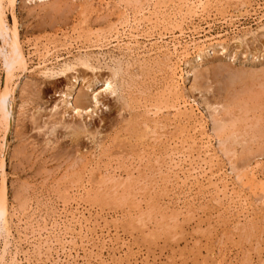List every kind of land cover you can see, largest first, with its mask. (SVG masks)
<instances>
[{
	"label": "rangeland",
	"instance_id": "1",
	"mask_svg": "<svg viewBox=\"0 0 264 264\" xmlns=\"http://www.w3.org/2000/svg\"><path fill=\"white\" fill-rule=\"evenodd\" d=\"M90 1H92V3L95 2L97 3L98 0H90ZM231 1H227L230 4H228L227 2L224 3V4H228L226 5L227 8L224 4L223 5L225 7L224 6L217 7L219 8L217 11L218 13L216 14L218 15L217 17L216 16L211 17L212 20L211 18H208L206 20V22H209L211 24L212 30L210 31V35L213 36H216L218 34L222 35L221 38L219 37L217 39L218 40L221 39L220 41L223 42L224 44L226 43L225 46L227 47V50L224 54H221L220 50L216 49V52L212 54L210 53L209 56L204 58V62L201 66L197 67V64L196 63L194 64V67L196 68V71L194 73L197 72L196 74H194V76L196 75L198 77H196L195 80L196 83L193 82L194 76L192 75L187 79V81L185 82V86L187 89V91H185V95H186V99L189 98L188 99L189 103L192 104L194 110L197 108L196 104H198L199 109L205 114V116L207 115V111L205 110V106L203 103V101L205 100L209 104H212L216 102V100L218 101L219 99H221L219 101L222 102H225V100L228 99L229 102L233 103L232 101L233 100L235 101L236 96H238L235 102L236 104L239 105L240 103L242 104V102H246L243 103V105H239V106L237 105L236 107L233 104L235 108L231 106L230 108H228L229 110L227 109L228 111L226 110L227 113L228 112L231 113L228 114L231 115L229 119L233 117L234 118V119L232 118L233 121H236L238 123L237 124L235 122L236 127L235 126L233 127L234 130H237L236 134H238L241 131V133H239L237 136H239L240 134L242 135L239 136V138L236 140L235 143L238 142L237 144H232L233 148L235 147V150L231 148L233 149V151H235L234 153H236L235 158L233 156H229V154L231 153H228L229 157L227 156V154H225L226 155L225 158L224 154L220 152L219 149L216 148L218 153H220L218 155L219 156L221 155L220 166L225 165L224 168L227 170V172H229L231 165H233L234 163L235 167L237 168L236 172L237 173L239 172L238 174L240 175L244 173V172L241 173L243 170L246 171L245 167L243 168L242 165L246 166V168L248 167L249 170L258 169L257 171L263 173L264 171V74L261 75L262 73L259 72H262L264 68V26H262V24L264 25V20L259 22L258 18L264 12V5H263L264 1L250 0L252 1L251 2V5H253L252 7L255 8L256 11H253L250 8L249 10L251 11V14L249 15V17L245 15L244 17H239L241 19L239 18L237 19L235 26L239 27L240 30L238 29L237 31L239 33L236 32V34H234L233 32L234 26H229V24L226 25L220 19V17L224 15L226 16L228 15L233 16V14L234 16L239 14L244 15L242 10L241 11L238 10L237 13V9H239V5L233 0ZM86 2L87 1L85 0H49L48 3L44 5L42 4L39 5L37 3L35 4L31 2L30 0H17L15 5L14 13L17 18V28L20 39L23 42L24 53L26 54L29 60V71L26 72L25 74L17 73L18 77L14 78L12 85L13 91L15 90L12 95L13 113L11 117L12 118L11 122H9L10 129L7 132L4 142L6 145L5 149H3V153L5 152V155L3 157L4 169L2 172L0 171V178H2L1 177L2 173L4 175L3 177L6 184L9 207L11 208V211L13 212L14 215L16 214L17 216L20 217H23L22 214L23 213L26 214V212L29 214L26 215L24 214L25 217L30 216V213H34V212L35 214L34 215L31 214V218L32 216L35 215L38 216L39 214H40L39 216H43V215L45 216L46 213H50V210L48 209L52 205L54 207L57 205L56 206L57 208H61L63 204V200L67 202L69 201V197L71 198L72 196V195L69 196V194H72L71 189L73 190L74 188L73 191H75L76 187L86 185L89 183V185L92 188L89 185L88 187L92 189L91 191L93 195L94 193L97 192V189L100 186L99 189L100 196L93 195L94 197L91 196V198L83 197L84 199L86 198L87 199L84 202H82L83 199L82 198L81 199L82 203H80V199H78V202L81 205V208L79 210L82 211V213L84 214L83 219L85 220V218L87 217L86 219L88 221H91V223L89 222L90 230L93 232L86 234H84L83 232L82 234L81 233L79 234L78 229H76L74 233L72 231L71 232L73 233L72 235L73 236L75 235L74 237H76L75 239V241L77 240L76 243L72 244L71 242L67 241L66 243L63 244L64 250L60 248L62 251L58 248V246H54V248L51 246L53 250L51 249L50 253L52 254L54 253L53 255H51L53 257L52 260L50 259L52 258L51 256H49L48 258V257H44L48 255L46 254L42 255V253H46L45 249L47 248L45 246L43 248V252L42 250L37 252V250L32 249L33 247H30L26 243L22 242L20 244V247L18 248L19 254L21 253L18 257L20 259V264H30L28 263L29 261L30 262L32 261L31 264H38V262L40 264H42V262L43 264L45 262H46L45 264H55V260L57 261V264H59L60 262L62 264L64 263L65 264H69V263L71 264H89V263L90 264H103V263L104 264H264V260H263L264 259V202H263L264 194H263V198L262 196H260L261 194L253 197V199L256 197L255 200H259V202H263V203L258 202V205H256L255 209H257V211L254 212L255 216L254 215L253 216L257 218V220L254 217H252L253 220L250 219L249 222L248 221L246 222L242 217L239 216L242 210H240V208H238L237 205H235L237 204L236 203L237 200H234L232 202L230 201V198L227 199L226 197L228 204L232 208L229 209L228 207L230 206H227L228 204L226 205L225 203H221L222 201L226 202V199L221 194L217 195L216 193H214L213 187L211 189H208V187L210 188L211 186H208L207 181H202L203 182L202 185L204 184L202 186L203 189L201 188V186L197 187L198 185L192 186L191 183L193 181H190V185H191L190 187H192L191 189L192 192H189L188 189L189 187H187L186 185H181V184L179 185L180 181H177L178 183L176 182L175 184L176 181L175 177H179L180 175V177L183 178L182 173L180 174L178 173L177 176L173 175L174 177L172 176V174L174 173H169L171 185H168L169 184L168 183L166 186L165 184V186L167 187V191H166L167 196H165V194L161 193L160 191L159 192L161 193V195L158 193L155 194V192L154 194H151L150 192H145L144 195L142 194L143 196L141 197V199L143 200L141 202L142 216L140 220L139 217L137 218V216L131 213V209L130 207L127 206V204H123V202L120 201L121 195H118L116 199L112 195H108L107 192L108 185L107 186L98 185V182H100L103 178V175H105L104 170L107 168L112 171L114 169H117L115 170L116 173L118 171L117 174L123 172L122 173L123 176L121 175L123 178H125L126 171H130L132 169L134 179L139 178L140 180H143L142 182L147 183L149 187H150L149 184H151L152 181L153 183L157 181V185H160L159 183H161L160 182L161 175L158 174L159 172L158 173L156 172L157 175L153 173L154 171H158V170H156L155 167L156 165L154 166L153 163H152L154 166L153 169L155 170H152L153 166L151 163L149 164V161L154 162L156 158L155 155L159 152L161 148L159 149L157 147H155L154 149L151 148L153 150H151L150 148L149 149L146 148L147 149L146 152L150 153L154 151V153H156L154 155L150 153L151 154L150 157L148 156V153L145 152L146 153L145 154L143 152L144 153L143 154L141 152L140 149L143 148L142 146L143 144L141 145V143L143 141L139 139V135L141 131H142L141 134L142 135L144 134V126L141 122L142 120L144 121L146 116L143 117L141 116V114L137 115V113H140V111H136V113H132L130 107L127 104H125L127 103V99H125L126 100L125 101L123 100V97L128 96L127 94L130 92L128 86L132 84L135 86L137 85L136 87L139 88L137 90V88L135 87L134 89V91H136L135 96L138 95L140 96V94L145 93V96L144 94L143 96L142 95L140 96L141 99L139 96H138L139 98L137 97L139 100L142 99L154 100V98L156 99L155 96L158 95V93L155 90L160 85V81H162L161 79L162 75L159 74L160 72H158V70L156 71L154 69L153 72L151 71L152 73H154V75L151 72H149L148 76L145 74L144 76L140 75L139 77L138 76L139 71L134 70L133 73L130 72L131 73L130 77L131 79L134 78L133 81H137L135 83L134 82L132 83V81H130L131 80L130 77H128V75L125 74L122 75V78L121 76L116 77L117 83L121 85V89L123 90L122 93L121 91L120 94L118 91L115 95H108L102 93V89H104L103 81L109 78L113 70L117 67V63H119L117 61L118 58L119 60L122 59L120 58L121 56H119V53H117V51L112 49L110 51L104 50L103 52L97 51L96 53L94 52L96 50L89 51L88 53L91 55V59H90L91 61H89L88 66L77 65L78 67L76 66V68H74L73 70L74 72L71 71L67 75V77H61L62 79L59 76L50 79L38 75L36 70L34 69L37 60L32 53L33 52L31 47L32 44L36 43L40 46L42 44H45L47 41H52L55 38H57L56 40H59L61 39V36L63 34L68 35V37L70 38L72 37V39L75 38L77 40H78L77 37L81 36L79 40L86 43L88 41V36L92 37L93 32H94L93 36H95L97 33H100V31L103 32L105 30L104 26H102L104 24L103 15H105L107 12H110L111 10L115 11V13L117 14L119 13L118 9L116 8L112 9L116 7L114 4L116 3V0L113 1L102 0L104 4L102 3L100 8L101 9L103 8L102 12L105 11V13L104 14L102 13V15H93L94 17L90 16L88 17L89 19H86L87 17L85 18V16H83L82 14L83 13L82 8L85 7L84 5L86 4ZM229 6L230 9L228 8ZM257 6H260L261 9L257 8ZM220 7L221 8L224 7L225 9L224 8H223L224 10L220 9ZM232 8L233 10H231ZM235 8L236 10H234ZM106 9L109 10L106 11ZM213 10H211V12H213ZM7 20H8V24L12 26L13 20H12L11 10L7 11ZM86 21L87 23H85ZM83 22L85 24H83ZM199 25L200 27L207 29L205 22H202ZM225 30H227L228 32L226 33ZM249 30L251 31L250 33ZM244 32H246L245 34H247L246 37ZM89 33H91V35ZM237 33L238 34L243 33V34L237 35ZM234 36L237 37V39L235 38L236 40H234ZM238 38H240L241 40ZM0 46H2L1 38H0ZM60 55H62L64 61L73 60L72 59L73 57H69L67 59V55L65 56L63 51H60ZM93 56H95V58ZM114 57L115 58L117 57V59H114ZM193 58H195L194 52L191 53L189 60L190 59L193 60ZM64 61H61L60 64H62ZM0 65H1L0 86L3 88L5 83L4 82L5 75L3 72L4 68L2 64ZM122 66L125 65L122 64ZM133 68L137 69L135 66ZM180 69L185 70V66L179 64L178 69L176 71V77L181 82V79L179 77L182 74V72ZM129 70L131 71L132 68H130ZM177 73L179 74V76ZM137 76L138 78L136 79L135 77ZM230 81H232V84L234 86H232ZM189 82L190 84L191 83L192 84L190 85ZM71 83L74 85V92H73L74 99L76 101L81 100L82 104L85 107H89V110H92V113L85 116L83 115L82 117H76L73 116L72 114H70L69 116L66 115L62 119V123L64 125L63 124L55 125L54 129L51 130L50 125H52V122L55 121V119L57 120L59 118V115H61L64 112V107L61 103V99H62L61 94L66 90L67 86H69V84ZM136 83H138L139 85ZM146 85L150 86L149 88L152 94L155 92L153 96L151 97L147 96L148 94H150V92L148 91L149 89ZM190 86L198 90L192 91ZM224 86L226 90L221 89V87L224 88ZM218 89H220V91ZM224 90L226 92H224ZM221 92H224L225 94ZM98 93L100 94V96H98V105L96 107L93 101V96ZM234 94L236 96H234ZM119 98L122 101L119 100ZM238 100L239 101L241 100L242 102L240 101L239 103ZM7 101L9 102V100ZM55 104H58V106L60 107L59 110L57 111L58 114L56 115L49 112L50 109ZM244 107H245L244 111L247 113L242 114L244 113V111L242 112L241 109H243ZM223 111L225 110H221V114L225 113V117H227L226 112L223 113ZM37 112L39 113L37 114ZM133 112H135V110ZM33 115L34 118L31 119ZM136 115L138 116V119ZM140 116L142 118H139ZM169 116L170 115H166L165 119ZM170 117L168 118V120L172 119V117L171 118ZM244 118L248 119V122L245 120L248 126H246V124H239V123H245V121H243ZM147 119L149 118H146V120ZM165 119H163V121L164 123L165 122L167 123L168 120ZM256 121L258 123V127H256L257 126ZM67 123L73 126L74 128H76V126H86L87 129L86 131H82L77 135H73L72 133L73 130H71L70 128H66L65 125ZM211 123L212 122L210 121L207 126V130L211 129ZM250 123L252 126L256 127L257 130L259 129V127H261L260 129H262V131L258 130L260 131L259 132L260 134L258 133V135H256L258 131L254 127H253L254 129L250 130L252 128V127L249 128V126H251ZM135 128L136 131L134 132L133 130ZM172 130H174V128L168 127L163 132L162 131L161 132L164 134L168 132L172 136L173 134L176 135L177 132L173 131L171 133ZM245 130L247 132H245ZM254 132L255 134H253ZM209 133L213 135L211 131H209ZM245 133H249V134H245ZM149 135L150 134H148V136ZM166 135L167 138H170L168 134ZM245 135L248 137L245 138L246 137ZM0 141H1V134H0ZM144 142L146 143V141ZM217 142H218L217 140L215 142L214 141L212 142L214 147H218ZM242 143L244 146L242 145ZM228 144L230 143L228 142ZM247 144L248 146H250L248 147L249 150L247 149ZM145 147L146 146H144V148ZM138 152L139 153L141 152L142 154H139ZM136 154H139V157L140 155L145 157V159L141 162V165L140 164L137 165L139 161V157H136L137 156ZM147 157H149L150 159ZM229 158L230 160H228ZM228 162L230 163V165L228 164ZM160 163L162 165L161 161ZM95 165L96 167L99 166L101 168L98 167L99 168L98 169L94 167ZM148 165L149 166L151 165V167H148ZM111 167L113 168L115 167V168L112 169ZM118 167L122 171L119 170ZM92 168L94 171L95 170L96 171L94 172ZM145 170L148 173L152 171L153 172L148 175V173H146ZM90 171L91 173H94L93 174L94 176L100 174L99 177L96 178L92 177L93 175L90 173ZM143 172L146 173L147 175L146 174L144 175ZM152 175L155 177H152ZM158 175L160 177H158ZM98 178L100 180H96L95 182V179ZM154 178L155 179L158 178L159 181L158 179L155 180ZM176 185L180 186L179 187L180 189L178 188V186L176 187ZM141 186L142 185L139 184V187ZM173 186L174 188L176 187L178 190L175 188L174 191V189H172ZM168 187L170 188V190L172 189L173 191L172 190H171L172 192L169 191ZM182 187L184 189H181ZM67 191L69 192V194L67 193ZM197 191H199V193H197ZM167 192L169 194H167ZM180 192L181 195H183V197L180 196ZM206 194H208L209 196L205 197ZM158 195H160V197L164 195L165 198L164 197L160 198ZM184 195L185 196L187 195L186 196L187 198H184L185 197ZM195 195L196 197L199 198L198 200L195 197ZM212 195L214 196V198L212 199L213 201L210 199L213 197ZM168 196H169L168 198L169 201L166 198ZM201 196L202 197L204 196V198H202ZM218 196L222 201L220 200L217 202V200H219L217 199ZM188 197L191 198L192 200H195L196 202L193 201L192 203V201H189L190 199ZM231 197H233V195H231ZM261 198L263 201L261 200ZM160 199L162 200V202L160 201ZM157 201L159 202L158 203L159 206L163 204V207L167 209L166 215L167 214L168 216L171 215L172 213H174V210L179 214L177 226H175V228H173L174 225L168 218L161 219L160 215H158L157 212H152L151 214V211H153L154 209L150 211L149 207H151V204L153 205L155 202L157 203ZM163 201L165 202V204ZM182 201H184V204L182 203ZM215 201L217 203L219 202L220 203L217 204ZM168 202L170 204H167ZM174 202L178 204L180 208L177 207V205L174 204ZM188 202H190L191 204H189ZM192 204L194 206L193 208L194 210H192L193 207ZM219 205H221L222 207H220ZM23 206L25 207V209H23L24 208ZM167 207L170 208L171 210L168 209ZM178 208L179 210L180 209L182 210L184 208L185 211L184 210L183 212L181 210L179 211ZM236 209L238 210L236 211ZM188 210L190 211L188 212ZM17 211L20 212L18 213ZM169 212L171 214H169ZM230 212H232V214H230ZM184 213H188L189 215ZM237 214H238V218L236 217ZM232 215L235 217H233ZM39 216L38 219L40 218ZM229 216L230 217L232 216L233 218H229ZM230 220L232 221V223H230L231 222ZM235 220L238 221L235 222ZM255 220L256 222H253ZM252 222L254 223V225L252 224ZM240 223L243 225H241ZM234 224L235 225L238 224L239 226L238 225L234 226ZM102 225L104 227H102ZM19 231L21 233L23 232L22 229H20ZM106 231L107 232L109 231L111 238L113 237L111 240H109L108 233ZM13 235L15 239L14 241H17L18 234L14 232ZM91 238L92 240L93 239L94 240L92 241ZM102 240H105L103 241L104 243L100 242ZM110 242L111 245H109ZM30 248L35 253L30 251L31 250ZM12 250L14 249L12 248ZM0 251H1V245H0ZM22 251H24L26 254H24V252ZM28 251L29 253H27ZM57 252L58 254H56ZM68 254H70L69 258L66 257ZM38 255L41 257L40 259L38 258L39 257ZM71 256L72 259H70ZM85 256L87 259L85 258ZM35 258L37 261L35 260ZM43 258L44 260L45 258H47L45 262L42 261ZM48 259H49L48 261L49 263L47 262ZM39 260L42 262H40ZM101 260L104 261L101 262Z\"/></svg>",
	"mask_w": 264,
	"mask_h": 264
},
{
	"label": "bare ground",
	"instance_id": "2",
	"mask_svg": "<svg viewBox=\"0 0 264 264\" xmlns=\"http://www.w3.org/2000/svg\"><path fill=\"white\" fill-rule=\"evenodd\" d=\"M30 1L35 3V4L37 3L39 5L40 4L44 5V4L49 2V0H30ZM85 1H87V2L84 5L85 7L82 8L83 9L82 14H83V16H85V18L87 17L86 19H89L88 17L93 16V15H102V13L103 14L105 13V11L102 12L103 8L102 9L100 8V6L103 3L102 0H98L97 3L96 2L92 3V1H90V0H85ZM227 1H231V0H116V3H114L116 7L112 8V9H115V8L118 9L119 13L117 14V13H115V11L111 10L110 12H107L105 15H103L104 16V24L102 26H104L105 30L103 32L100 31V33H97L95 36H93L94 32L92 31L93 32L92 37L88 36V41L86 43L79 40V38H81V36L77 37L78 38V40H77L75 38L72 39V37L70 38V37H68V35L63 34L61 36V39H59V40H56L57 38H55L52 41H47L45 44H42L40 46L36 43L31 45L32 50H33L32 53L36 57V60H37V63H36V66L34 69L36 70L38 75H40L44 78H50V79L53 77H57V76H59L60 78L61 77H67V75L71 71L74 72L73 70H74V68H76L77 65L88 66L89 61H91L90 60L91 55L88 53L89 51L96 50V51H94L95 53L97 51L103 52L104 50L110 51L111 49L117 51V53H119V56H121L120 58H122L123 62H125V63L122 62V59L119 60V58H118L117 61L119 63H117L115 61L117 63V67L115 66L116 68L113 70L111 76L109 78H107L105 81H103L104 89H102V93L108 94V95H115L118 91H119V94H120V91L122 93L123 90L121 89V85H119L117 83L116 77L121 76V78H122L123 74L128 75V77H130L131 73H133L134 70H138L139 71V74H138L139 77H140V75L144 76L145 74L148 76V73L151 71L153 72V70L155 69L156 71L158 70V72H160L159 73L160 75H162V77H161L162 81H160V85L158 84L159 86L157 85L158 88H156V90H155L158 93V95L155 96L156 99L154 98V100L153 99L139 100L138 98L141 95L143 96V94L145 96V93L140 94L138 92L140 94V96L139 95H138L139 97L135 96L136 91H134V89L137 85L135 86L132 84H130L128 86L129 90H130V92L128 91L129 92L127 94L128 96L126 95L127 97H125V96L123 97V100L127 99V103H125V102L124 103L130 107L132 113H136V111H140V113H137V115L141 114V116H143V117L146 116L144 121L142 120V122H141L144 126V134L142 135L141 134L142 131H141L140 135H139V139L142 140L143 142L146 141L147 144L145 142L143 143L141 141L142 142L141 145L143 144L142 145L143 148L140 149L141 152L145 153L147 150L146 148H148V149L149 148L154 149L155 147H157L158 149L161 148L157 154L154 153V151L150 152V153H152V155L156 154L155 155L156 158H155L154 162L153 161L150 162L148 160L149 164L153 163L154 166L156 165L155 166L156 170H158V171H154V172L152 171V172L155 174H156V172L157 173L159 172L158 174L161 175V177L158 175V177H160V182H161V183H159L160 185H157V181L155 183H153V181L151 180L152 183L149 184L150 185V187H149L147 183L142 182L143 180H140L139 178L134 179L132 169L131 170L129 169L130 171H126L125 178H123L122 177L123 172L122 173L119 172L120 174H117L118 171L116 173L115 170H117V169H114L115 167L114 168L111 167L112 169H114L113 171L109 170L108 168L105 169L104 170L105 175L102 174L104 172L103 171L101 173L103 175V178L100 182H98V185H101V186H105V185L107 186L108 185V189H107L108 195H112L114 198H116L118 195H121L120 201H122L123 204H127V206L130 207V209H131V213L134 214L135 216H137V218L139 217L140 220H141V216H142V207H141V202L143 201L141 199V197H143L142 194L144 195L145 192H150L151 194H154V192H155V194L158 193L161 195V193H164L165 196H167L166 195V191H167L166 186L168 183H169L168 185H171L169 173H174V174H172V176L173 175L177 176L178 173L179 174L182 173L183 178H181L180 175H179V177H175V179H176V181L174 180L175 184L177 181H180L179 185L181 184V185H186L187 187H189L188 188L189 192H192L191 191L192 187H190L191 185L192 186L198 185L197 187L201 186V188L203 189L202 186L204 184L202 185V183H203L202 181H207L208 186H211L210 188L208 187V189H211L213 187V192L216 193L217 195L221 194L225 199H226V197H227V199L230 198V201H232V202L234 200H237L236 201L237 204H235V205H237V207L240 208V210H242V212H241V214H239V216L242 217L244 219V221H246V222L247 221L249 222L250 219H252V217L255 216L254 212L257 211V209H255V208H256V205H258L259 200H255L256 197L254 199H253V197L261 194L260 196H262V198H263V194H264V171L262 173V172L257 171L258 169L257 170H249L248 167L246 168V166L242 165L243 168L245 167L246 171L243 170L241 173H243V172L244 173L242 175H240V174H238L239 172L238 173L236 172L237 168L235 167L234 163H233V165H231L229 172H227V170L224 168L225 165L220 166V163H221L220 162L221 161L220 156L221 155L220 156L218 155L220 153H218L217 149H219V151L224 154L225 158H226L225 154H227V156H228V153H231V154H229V156H233L235 158L236 153H234L235 151H233V149L235 150V147L233 148L232 144H237L238 142L235 143L236 140L239 138V136L242 135V134H240L239 136H237L239 133H241V131L238 134H236L237 130L233 129L234 126L236 127V125H235L236 121H233V119H234L233 117H232L233 119L232 118L229 119V117L231 115H228V114L230 112H228V113L226 112V110L228 108H230L231 106L234 107V105H235V107H236L238 105L235 103L237 100V97H238L235 95L236 93L234 92L235 93L234 96H236V98H235L236 100L235 101L233 100L232 101L233 103L229 102L228 99L225 100V102L219 101V100H221V99H219L218 101L216 100V102H214L212 104H209L206 100L203 101L204 106H205V110L207 111L206 116L199 109L198 104H196L197 108L194 110L192 104L189 103V100H188L189 98L186 99V95H185V91H187L186 86H185V82L187 81V79L191 75L194 76V74L197 73V72L194 73L196 71L194 64L196 63L197 67L201 66L204 62V58L209 56L210 53L212 54V53L216 52V49H219L221 54H224L227 50V47L225 46L226 43L224 44L223 42L220 41L221 39H219V40L217 39L219 37L221 38L222 35H220V34H218L216 36L210 35V31L212 30L211 24L209 22H206V20L208 18L215 17V16L217 17L218 15H216V14L218 13L217 11L219 9L217 7L224 6V5L226 6V5L230 4ZM233 1L239 5V9H237V13H238V10H240V11L242 10L244 15L239 14V15L234 16V14H233L234 17L229 16V15L228 16L220 15V16H222V17H220V19L226 25L229 24V26H234L233 32H234V34H236V32H238L237 30L239 29V27L235 26L237 19L239 17H244L245 15L247 17H249V15L251 14V11L249 10L250 8L253 11H256V10H255V8L252 7L253 6V5H251L252 1H250V0H233ZM16 2H17V0H0V38L2 39V46H0V64H2V66L4 68L3 72L5 75L4 87L2 88L0 86V134H1L0 171L1 172L4 169L3 168L4 167L3 157L5 155V152L3 153V149H5V147H6L4 142H5L7 132L10 129V123L9 122H11V119H12L11 117H12V113H13L12 95H13V92L15 91V90L13 91V86H12L13 80L15 77H18L17 73L25 74L26 72L29 71V60H28V58H27V56L23 50V42L21 41L20 36H19V32H18V28H17V18H16L15 13H14ZM226 2L228 4H224ZM256 5H258V4H256ZM230 6L228 7L229 9H230ZM223 8L220 7V9H223ZM226 8H227V6H226ZM257 8L261 9L260 6H257ZM9 10H11V15H12V20H13L12 26H10L8 24V20H7V11H9ZM108 10L109 9H106V11H108ZM211 10H213V12H211ZM231 10H233V8ZM231 10H229V11H231ZM234 10H236V8ZM230 14H232V13H230ZM257 15H259V14H257ZM99 18H100V16H99ZM239 19H241V18H239ZM250 19H251V16H250ZM211 20H212V18H211ZM216 20H218V19H216ZM254 20H255V18H254ZM258 20H259V22L264 20V12H263V14H261V16L258 18ZM202 22H205L207 29L200 27L199 24ZM85 23H87V21ZM85 23L83 22V24H85ZM262 26H264V25L262 24ZM245 28H243V29H245ZM247 29H248V27H247ZM225 31H226V33L228 32L227 30H225ZM250 32L251 31L249 30V33ZM238 33H237V35L243 34V33L242 34H238ZM245 33L246 32H244V34ZM89 34L91 35V33H89ZM231 34H232V32H231ZM246 35L247 34H245V37H246ZM76 36H78V35H76ZM235 38L237 39L236 36H234V40H236ZM232 39H233V37H232ZM238 39H240V38H238ZM60 51H63L65 56L67 55V59L69 57H73L72 58L73 60L72 61H70V60L64 61V58H62V55H60ZM193 52L195 53V58H193V60H191V59L189 60V57H190L191 53H193ZM93 57L95 58V56H93ZM114 59H117V57L116 58L114 57ZM61 61H64V62L62 64H60ZM111 62H112V60H111ZM122 64L125 66H122ZM179 64L185 66V70L180 69L182 72V74L179 77L181 79V82L176 77V71L178 69ZM134 66L137 69H134L133 68ZM112 67H114V66H112ZM130 68H132L131 71L129 70ZM156 71H154V72H156ZM32 72H33V70H32ZM259 73H262L261 75H263L264 74V68H263L262 72H259ZM152 74L154 75V73H152ZM134 75H135V73H134ZM138 76L135 78L137 79ZM178 76H179V74H178ZM149 77H146V78H149ZM196 77H198V76L195 75L193 77L194 78L193 82H195ZM130 79H131V77H130ZM133 79L130 80V81H132V83L137 82V81H133ZM231 80H233V79H231ZM158 82H159V80H158ZM230 82L232 84V81H230ZM136 84H138V83H136ZM189 84H190V82H189ZM142 86H143V84H142ZM146 86L148 87V89H149L148 91L150 92V94H148L147 96H150V97L153 96V94H155V92L152 91V92H154L152 94L151 90L149 88L150 86H148V85H146ZM192 86H190L192 91L198 90ZM217 86H218V84H217ZM232 86H234V85L232 84ZM138 89L139 88H137V90ZM141 89H143V88H141ZM151 89H152V87H151ZM207 89H209V88H207ZM221 89H225V86H224V88L221 87ZM218 90L220 91V89H218ZM225 90H224V92H226ZM241 91H242V89H241ZM73 92H74V85L71 83V84H69V86H67L66 90L61 94L62 95L61 103L64 107V112L61 115H59V118L57 120L55 119V121L52 122V125H50L51 130L54 129L55 125L63 124L62 119L66 115L69 116L70 114H72L73 116H76V117H82L83 115L85 116V115H89L92 113V110H89V107H85L82 104L81 100L76 101L74 99ZM224 92H221V93H224ZM99 93L95 94L93 96V101H94L96 107L98 105V96H100ZM217 94H215V95H217ZM147 96H146V98H147ZM256 97H258V96H256ZM253 98H255V97H253ZM140 99H141V97H140ZM7 100H9V102ZM119 100H121V99L119 98ZM240 101H239V103H240ZM192 103H194V102H192ZM243 103H246V102H242V104L240 103L239 105H243ZM90 106H92V105H90ZM241 107H243V106H241ZM59 108L60 107L58 106V104H55L50 109L49 112L56 115V114H58L57 111L59 110ZM134 110H135V112H133ZM221 110H225V111H223V113L226 112L227 117H225V113L221 114ZM241 110L243 112L245 110V107ZM38 113L39 112H37V114ZM245 113H247V112L244 111V113H242V114H245ZM130 114H131V112H130ZM166 115H170L172 117V119L168 120V118L170 117L169 116L166 118L168 120L167 123L166 122L164 123L163 119H165ZM246 115H245V117H246ZM141 116L139 118H142ZM238 117H240V116H238ZM33 118H34V115L32 116L31 119H33ZM146 118H149V119L146 120ZM137 119H138V116H137ZM245 120L248 122V119L244 118L243 121H245ZM210 121L212 122L211 123V129L207 130V126H208ZM246 121H245V123H239V124H246ZM256 123H257V121H256ZM250 125H251V123H250ZM256 125L255 126L258 127V123ZM65 126H66V128H70L71 130H73L72 131L73 135H77L78 133H80L82 131H86V129H87L86 126H76V128H74L73 126H71L68 123ZM246 126H248V125L246 124ZM133 127H134V125H133ZM168 127L174 128V130H172L171 133L173 131H175V132H177V134L176 135L173 134V136H172L168 132L165 134L162 133ZM250 127H252L250 130H252L254 128L257 130V128L252 126V125L249 126V128ZM260 128L261 127H259L258 130L262 131V129H260ZM133 131L135 132L136 128ZM209 131H211V133L213 135H211L209 133ZM253 131H255V130H253ZM245 132H247V131L245 130ZM259 132L260 131H258L256 133V135H258ZM249 133H245V134H249ZM148 134H150L149 135L150 137L148 136ZM166 134H168L170 138H167ZM253 134H255V132ZM247 137L248 136H246L245 138H247ZM216 140L218 141L217 142L218 147H214L213 143H212L213 141L215 142ZM228 142L230 144H228ZM231 145H232V147H231ZM242 145H243V143H242ZM144 146H146V147L144 148ZM248 147H250V146H248V144H247V149L249 150ZM231 148H233V149H231ZM153 149H151V150H153ZM158 149H157V151H158ZM232 151H233V154H232ZM141 152L140 153L138 152V153L142 154ZM146 153H148V152H146ZM150 153H148L149 157L151 155ZM139 154H136L137 155L136 157H139ZM149 157H147V158H149ZM144 159H145V157L140 155V157H139L140 163L137 160L138 161L137 165H139V164L141 165V162ZM152 160H153V158H152ZM228 160H230V158ZM160 161L162 162V165H161ZM136 162H135V164H136ZM230 162H232V161H230ZM155 163H157V164H155ZM153 164H152V166H153ZM228 164L230 165L229 162H228ZM158 165H159V167H158ZM260 165H261V163H260ZM87 166H89V165H87ZM143 166H146V165H143ZM154 166L152 167V170H155V169H153ZM94 167H96V165ZM98 167H96V168H98ZM148 167H151V165L150 166L148 165ZM148 167H147V169H148ZM96 168H94V169H96ZM99 168H101V167H99ZM129 168H130V166H129ZM157 168H159V169H157ZM260 168H261V166H260ZM118 169H119V167H118ZM92 170H93V168H92ZM119 170H121V169H119ZM146 170H145V172L148 173L147 172L148 170L147 171ZM262 170H263V167H262ZM87 172H88V170H87ZM152 172H149L148 175ZM90 173H91V171H90ZM146 173L143 172L144 175ZM91 174L93 175L94 173H91ZM95 175H96V173H95ZM99 175H96V176L93 175L92 177L96 178V177H99ZM3 176L4 175L2 173L1 174L2 178H0L1 179L0 180V245H1L0 264H20V259L18 257L21 253L19 254L18 248L20 247V244L22 242L26 243L30 247H33L32 249L37 250V252H39L40 250H42V252H43V248L45 246L47 248V249H45L46 253H42V252H40V253H42V255L43 254L48 255V256H44V257L49 258V256L54 254V253L53 254L50 253L51 249L53 250L54 246H58L59 249L61 248L62 250H64L63 244L66 243L67 241L71 242L72 244L76 243V241H77V240L75 241L76 237H74L75 235L74 236L72 235L74 233V231H76V229H78L79 234L80 233L82 234L83 232H84V234L93 232L90 230L89 222L91 223V221H88L86 219L87 217L84 220L83 219L84 214L79 209L81 208L80 203L84 202L87 199V198L84 199L83 197H90L91 198V196L94 197L93 195H95V196L99 195L100 196V192H99L100 186L97 189V192L94 193L93 195H92V191H91L92 187L89 185V183L86 184L87 186L86 185H82L79 187L75 186L76 187L75 191H73L74 188L72 186V188H73V190L71 189L72 192L69 190L72 194H69V192L67 191L69 196L72 195L71 198L69 197V201L67 202V201L63 200V204H62L61 208H57L56 207L57 205L55 207L53 205L52 206L50 205L51 206L50 208L48 206V208H49L48 210H50V213H46L45 216L44 215L39 216L40 215L39 214L38 215L40 217L39 218L40 220H39L37 215H35L36 217L32 216V218H31V214L34 215L35 212L30 213V216H28V217L24 216L25 213H23V214L21 213L23 215V217L17 216L16 214L15 215L13 214V212L11 211V208L9 207V204H8L6 184H5ZM152 177H155V176L152 175ZM156 179H158V178H156ZM5 180H6V178H5ZM96 180H100V179L99 178L95 179V182H96ZM158 181H159V179H158ZM171 181H172V178H171ZM190 181H193L191 183V185H190ZM139 184H141L142 186L139 187ZM165 184H166V186H165ZM88 185L91 188H89ZM177 186L178 185H176V187ZM169 187H168L169 191H171L172 189H174V191H175L176 187L174 188V186H173V188L171 190ZM179 187L180 186H178V188ZM78 188H80V189H78ZM156 189H158V190H156ZM181 189H184V188L182 187ZM186 191H187V189H186ZM193 193H192V195H193ZM197 193H199V191H197ZM167 194H169V193L167 192ZM177 194H179V193H177ZM160 195H158V196L160 197ZM231 195H233V197H231ZM180 196L183 197V195H181V192H180ZM180 196H178V197H180ZM186 196L184 198H187ZM206 196H209V195L206 194L205 197ZM161 197H164V195ZM195 197H196V195H195ZM166 198L168 200L169 196ZM196 198H197V200L199 199L198 197H196ZM202 198H204V196ZM202 198H200V199H202ZM213 198H214V196L210 199L212 200ZM262 198H261V200H262ZM78 199H80V203L78 202ZM81 199H82V202H81ZM170 199H171V197H170ZM189 199H190L189 201H192V203H193V201H195V200H192L191 198H189ZM193 199H195V198H193ZM217 199H219V200H217V202L221 200L219 198V196ZM227 199H226V202H227ZM158 201H157V203L155 202L153 205L151 204V207H149L150 211L154 209L153 211H151V214H152V212H157V214L160 215L161 219L168 218L173 223V225H174L173 228H175V226H177L179 214L174 210V213H172V214L169 212V214H171V215H169V216H168V214L166 215L167 209H165V207H163V204L161 206H159ZM160 201L162 202L161 199H160ZM175 202H174V204H176ZM226 202L222 201L221 203H225L227 205L228 202L227 203ZM263 202H259V203H263ZM182 203L184 204V201H182ZM188 203L191 204L190 202H188ZM197 203H199V202H197ZM219 203H217V204H219ZM56 204H58V203H56ZM164 204H165V202H164ZM167 204H170V203L168 202ZM232 204H234V203H232ZM84 205H85V203H84ZM176 205H177V207H179L178 204H176ZM192 206H193V204H192ZM219 206L222 207L221 205H219ZM227 206H230V205L228 204ZM179 208H178V210H179ZM193 208H194V206L192 207V210H194ZM228 208L230 209L231 206ZM23 209H25V207ZM168 209H170V208H168ZM173 209H175V208H173ZM224 209H226V208H224ZM183 210H184V208L181 211L183 212ZM237 210L238 209H236V211ZM189 211L190 210H188V212ZM226 211H228V210H226ZM26 214H29V213L26 212ZM184 214L189 215L188 213H184ZM190 214H191V212H190ZM230 214H232V212H230ZM256 214H257V212H256ZM166 216H168V217H166ZM183 216H185V215H183ZM232 216L231 217L229 216V218L235 217V216H233V217ZM236 217L238 218V214L236 215ZM227 219H228V217H227ZM255 219L257 220V218H255ZM238 220H240V219H238ZM238 220H235V222ZM256 220L253 222H256ZM253 222H252V224L254 225ZM184 223H185V221H184ZM230 223H232V221ZM104 225H106V224H104ZM236 225H238V224H236ZM236 225L234 224V226H236ZM241 225H243V224H241ZM248 225H246V226H248ZM102 227H104V226L102 225ZM243 228H245V227H243ZM20 229L23 230L22 233L19 231ZM240 229H241V227H240ZM209 230H211V229H209ZM72 231H73V233H71ZM14 232L18 234L17 241H14L15 240L13 237ZM95 232H97V231H95ZM107 233H108L109 240H111L113 237L111 238L109 231ZM100 234H101V232H100ZM102 235H103V232H102ZM84 236H82V237H84ZM93 236H94V234H93ZM104 236H105V234H104ZM95 238H96V236H95ZM68 239H70V240H68ZM91 240H92V238H91ZM90 241H88V242H90ZM103 241H105V240H102L100 242L104 243ZM113 244H114V242H113ZM109 245H111V242ZM12 248L14 250H12ZM32 249L30 251H32ZM24 251H26V250H24ZM24 251H22V252H24ZM32 252H34V251H32ZM27 253H29V251ZM24 254H26V253L24 252ZM56 254H58V252ZM66 257L69 258L70 254H68ZM27 258H28V256H27ZM38 258L40 259L41 257L39 256ZM85 258H86V256H85ZM46 259L47 258H45V260ZM50 259L52 260L53 257ZM70 259H72V256ZM70 259H69V261H70ZM257 259H259V258H257ZM28 260H29V258H28ZM35 260H36V258H35ZM45 260H44V258L42 259V261H44V262H45ZM42 261H40V262H42ZM48 261H49V259L47 260V262ZM67 261H65V262H67ZM103 261L101 260V262H103ZM28 263L31 264L32 261L31 262L29 261ZM58 263H59V261H58ZM38 264H40V263L38 262ZM42 264H43V262H42ZM55 264H57L56 260H55ZM69 264H71V263H69Z\"/></svg>",
	"mask_w": 264,
	"mask_h": 264
}]
</instances>
